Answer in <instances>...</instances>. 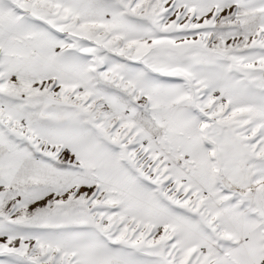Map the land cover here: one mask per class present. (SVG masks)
I'll return each mask as SVG.
<instances>
[{
  "label": "snow or ice",
  "instance_id": "obj_1",
  "mask_svg": "<svg viewBox=\"0 0 264 264\" xmlns=\"http://www.w3.org/2000/svg\"><path fill=\"white\" fill-rule=\"evenodd\" d=\"M0 264H264V0H0Z\"/></svg>",
  "mask_w": 264,
  "mask_h": 264
}]
</instances>
